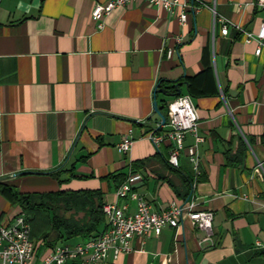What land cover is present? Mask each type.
<instances>
[{
    "label": "crops",
    "instance_id": "obj_1",
    "mask_svg": "<svg viewBox=\"0 0 264 264\" xmlns=\"http://www.w3.org/2000/svg\"><path fill=\"white\" fill-rule=\"evenodd\" d=\"M108 1L0 0V185L18 195L101 190L112 204L119 175L140 173L135 190L154 211L191 197L212 211L214 244H202L186 218L179 229L135 236L129 252L100 264H264V47L257 55V40H246L264 12L255 0H179L173 14L135 0L94 20L95 5ZM183 5L198 8L185 23ZM177 80L199 113L198 175L185 154L180 171L166 166L169 147L148 137L161 119L155 99L160 107L172 98L158 83ZM126 136L134 144L124 153ZM194 143L189 133L185 145ZM118 202L136 210L135 200ZM21 212L0 191V220ZM34 241L41 264L52 247Z\"/></svg>",
    "mask_w": 264,
    "mask_h": 264
},
{
    "label": "built area",
    "instance_id": "obj_2",
    "mask_svg": "<svg viewBox=\"0 0 264 264\" xmlns=\"http://www.w3.org/2000/svg\"><path fill=\"white\" fill-rule=\"evenodd\" d=\"M135 0H110L105 4L98 3L92 11V18L102 21L115 8L127 6ZM147 3L163 7L172 14L180 6L179 0H146ZM255 5L264 12V0H255ZM185 6V5H183ZM179 19L187 22L191 12H196L195 6H185ZM230 28L225 24L222 34L228 35ZM256 39L258 47L256 54L260 55L264 47V18L259 32L254 36L247 33L249 42ZM178 41H181L180 38ZM166 122L162 119L156 128L148 133L156 149L167 145L169 147L168 161L173 167H180V157H189L195 173H200L199 144L204 140L198 133L199 113L192 96H178L168 102ZM167 128L166 130H164ZM1 131V126H0ZM189 133L195 137V143L186 146ZM134 139L126 136L118 145L120 151L127 153L132 149ZM143 181L140 173H132L116 191L117 201L105 204V228L95 237L74 245L61 244L50 249L43 257L41 264H100L111 254L117 259L122 253L131 250V242L135 236H159L166 226L179 229L186 218L203 232L201 243L213 245L214 213L210 210H200L194 199L189 198L181 203L173 202L162 211H154L152 205L135 189ZM120 199L137 201L136 210L129 213V204H119ZM260 246V242H257ZM38 255V245L32 238L31 224L25 214H18L10 224L0 220V264H34Z\"/></svg>",
    "mask_w": 264,
    "mask_h": 264
},
{
    "label": "trees",
    "instance_id": "obj_3",
    "mask_svg": "<svg viewBox=\"0 0 264 264\" xmlns=\"http://www.w3.org/2000/svg\"><path fill=\"white\" fill-rule=\"evenodd\" d=\"M180 82V80L160 81L156 91H164L163 94L172 97L170 99L172 100L184 95L178 93ZM170 100L164 98L160 101V108L163 113L167 112ZM164 162L169 168L180 171L179 167L176 168L170 165L168 158ZM119 176L122 184L127 176L122 174ZM62 182L60 180V183ZM184 184L186 186L185 198H187L193 188V179L185 176ZM0 191L10 196L14 203L22 208V212L31 224L32 238H42L45 244L52 248L60 240L71 239L76 236L95 237L98 235L96 232H99L100 227L105 224L103 209L106 201L105 194L101 190H62L18 195L17 193L8 192L7 188L4 189L0 185ZM177 192L180 193L178 189Z\"/></svg>",
    "mask_w": 264,
    "mask_h": 264
},
{
    "label": "water",
    "instance_id": "obj_4",
    "mask_svg": "<svg viewBox=\"0 0 264 264\" xmlns=\"http://www.w3.org/2000/svg\"><path fill=\"white\" fill-rule=\"evenodd\" d=\"M157 93H164V91L159 90V91H157ZM178 93L180 94V91H178ZM154 111L161 117L162 122L165 123L166 122V116L162 112L161 108L159 107L157 99H155V102H154Z\"/></svg>",
    "mask_w": 264,
    "mask_h": 264
},
{
    "label": "rangeland",
    "instance_id": "obj_5",
    "mask_svg": "<svg viewBox=\"0 0 264 264\" xmlns=\"http://www.w3.org/2000/svg\"><path fill=\"white\" fill-rule=\"evenodd\" d=\"M38 238V237H37Z\"/></svg>",
    "mask_w": 264,
    "mask_h": 264
}]
</instances>
